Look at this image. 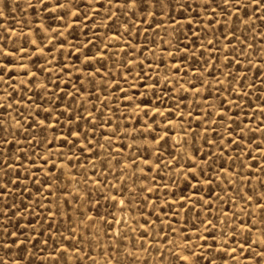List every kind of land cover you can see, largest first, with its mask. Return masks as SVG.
<instances>
[{"label":"rangeland","instance_id":"obj_1","mask_svg":"<svg viewBox=\"0 0 264 264\" xmlns=\"http://www.w3.org/2000/svg\"><path fill=\"white\" fill-rule=\"evenodd\" d=\"M179 2L0 0V264H264V0Z\"/></svg>","mask_w":264,"mask_h":264},{"label":"snow or ice","instance_id":"obj_2","mask_svg":"<svg viewBox=\"0 0 264 264\" xmlns=\"http://www.w3.org/2000/svg\"><path fill=\"white\" fill-rule=\"evenodd\" d=\"M128 2L133 7H136L139 4L140 0H128ZM228 2H229V0H225V3H228ZM261 2H262V0H253V3L257 6V8L259 7ZM173 3H174V0H151V7L155 8L158 5L159 10L161 12L166 13L169 9L173 8ZM237 5H240V0H237ZM184 8H185V5L183 3H180L179 0H175V8L173 10L182 11ZM9 54L11 55L12 53H9ZM5 67H6V65H5ZM155 111L159 112V109H156ZM145 114L147 115V112ZM71 135L79 137L80 133L75 132V133H71ZM229 143H231V141H229ZM249 167H251V166H249ZM261 195L264 196V193H262ZM249 199H251V197H249ZM119 203L123 204L124 201L121 200V201H119ZM208 223L210 224L211 221H208ZM183 259L188 260L189 257L185 256V257H183Z\"/></svg>","mask_w":264,"mask_h":264}]
</instances>
